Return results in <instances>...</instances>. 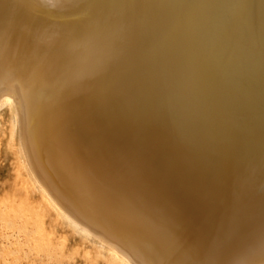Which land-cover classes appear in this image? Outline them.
I'll return each instance as SVG.
<instances>
[{
    "label": "bare ground",
    "instance_id": "bare-ground-1",
    "mask_svg": "<svg viewBox=\"0 0 264 264\" xmlns=\"http://www.w3.org/2000/svg\"><path fill=\"white\" fill-rule=\"evenodd\" d=\"M112 11L121 47L106 62L93 54L91 68L74 45ZM141 35L157 42L170 89L199 123L210 179L174 154L157 161L113 103L95 113L82 76L102 64L109 75ZM4 73L8 147L112 263L264 264V0H0Z\"/></svg>",
    "mask_w": 264,
    "mask_h": 264
},
{
    "label": "rangeland",
    "instance_id": "rangeland-1",
    "mask_svg": "<svg viewBox=\"0 0 264 264\" xmlns=\"http://www.w3.org/2000/svg\"><path fill=\"white\" fill-rule=\"evenodd\" d=\"M112 12L104 26L94 24L91 33L94 36L89 41H77L74 45V50L81 53L82 62L91 63V68L98 60L93 54H99L101 61L106 62L121 47L122 19ZM22 27L27 30L25 24ZM157 52V42L141 35L130 42L116 70L104 76L102 64L91 79L82 76V83L88 85L92 80L97 116L103 118L111 103L118 106L119 113L127 118L126 129L136 142L157 149V161L165 165L172 161L170 154H174L183 168L189 172L205 171L210 179L214 174L213 164L209 171L206 165L202 167V151H197L195 146L198 136L202 137L199 123L174 96ZM6 75L0 76V85ZM114 79L120 93L113 91ZM10 126L9 109L3 105L0 107V264H115L109 260L107 250L103 249V254L99 252L93 236L74 225L32 183L34 179L19 159L15 142L13 147L7 145ZM13 128L16 134V123ZM189 149L198 155L191 154Z\"/></svg>",
    "mask_w": 264,
    "mask_h": 264
}]
</instances>
